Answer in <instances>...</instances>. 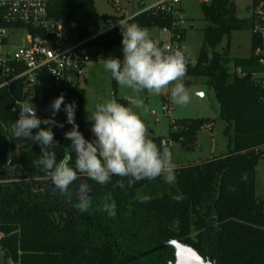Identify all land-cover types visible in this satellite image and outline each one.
I'll use <instances>...</instances> for the list:
<instances>
[{
  "label": "trees",
  "instance_id": "16d2710c",
  "mask_svg": "<svg viewBox=\"0 0 264 264\" xmlns=\"http://www.w3.org/2000/svg\"><path fill=\"white\" fill-rule=\"evenodd\" d=\"M262 0H253L252 6ZM208 26L194 67L185 77L205 79L220 105L219 119L226 123L228 152L176 169V182L162 177L141 180L129 186V178L113 177L107 185L89 180L96 194L87 213L73 209L68 198L54 190L49 178L34 161L40 158L38 144L14 134L16 102H40L50 115V104L60 94L65 103L77 105L75 120L86 139V94L83 89L58 88L44 75L41 99L31 97L22 82L0 90V249L11 264H175V250L168 243H181L216 264H264V206L255 194L256 167L264 156V91L257 75L264 72L263 56L256 51L263 42L253 33V17L240 19L231 0L203 2ZM49 16L66 24L76 23L81 39L94 36L109 21L125 17L99 14L95 0H51ZM128 23L178 34L176 19L160 6L133 15ZM250 31L251 56L232 60L227 49L219 51L233 32ZM160 45L164 43L159 41ZM103 60L121 55V29L114 28L90 43ZM211 54L212 59L209 60ZM233 64V71L230 65ZM123 104L126 105L124 102ZM64 105L61 106L63 109ZM64 123L54 127L62 158L70 141L64 132L61 110L55 117ZM208 120L171 123L170 139L188 149L197 145V134ZM42 127H46L42 125ZM35 133V130H33ZM162 146V139H153ZM30 145V147H29ZM74 160V154H73ZM246 174V179L242 178ZM79 181L77 182V184ZM73 187H76L74 184ZM106 194L116 201L117 214L98 210ZM151 197L145 200V197ZM179 196L182 199H173Z\"/></svg>",
  "mask_w": 264,
  "mask_h": 264
},
{
  "label": "clouds",
  "instance_id": "9594fccd",
  "mask_svg": "<svg viewBox=\"0 0 264 264\" xmlns=\"http://www.w3.org/2000/svg\"><path fill=\"white\" fill-rule=\"evenodd\" d=\"M119 25L121 55L106 58L104 69L110 72L118 85L129 90L130 94L124 97L127 105L116 99L97 103L87 116L91 123V139L85 138L76 123V103H65L63 93L51 102L47 118L37 116V108L32 101L24 102L19 106V118L14 125L17 138L40 146V158L34 161L35 165L45 172L53 189L67 197L73 209L80 213H87L92 208L93 187L89 180L107 185L113 177H120L122 188L123 178H129V186L158 177L168 184L176 182V164L172 153L149 138V129L138 110L146 111L145 92L161 94L169 88L174 104L186 105L190 102L191 96L184 79L192 59L191 50L187 46H161L147 28L136 23L121 21ZM12 110L16 111L15 108ZM61 110L66 113V123L72 127L63 134L64 139L71 143L64 147L62 158L58 159L56 151L52 150L59 146L53 128L64 127V123L55 119ZM242 178L246 179V174ZM74 184L76 187H73ZM149 199L151 197H145V200ZM173 199L182 197L175 196ZM98 210L109 217L117 214L116 201L111 194L105 195Z\"/></svg>",
  "mask_w": 264,
  "mask_h": 264
},
{
  "label": "rangeland",
  "instance_id": "374dc122",
  "mask_svg": "<svg viewBox=\"0 0 264 264\" xmlns=\"http://www.w3.org/2000/svg\"><path fill=\"white\" fill-rule=\"evenodd\" d=\"M115 5L112 0H95V7L99 14L116 15L125 13V18H131L141 11L152 8L159 0H118ZM210 0L204 2L209 3ZM236 5V15L240 19L248 18L251 15L252 0H231ZM203 0H183L177 9L180 11L182 19L185 20L183 30H185L184 41L181 48L187 46L192 53L191 66L196 65L200 50L204 41V30L208 26L202 12ZM119 6L122 9H119ZM153 39L163 42H171V34L158 28H147ZM26 34L19 32L14 38L17 45H21V39ZM251 32H233L230 38H224L219 46V51L227 49L232 60L248 59L251 56ZM233 64L230 71H233ZM184 83L190 93L191 100L186 105H176L172 102L170 88L161 94L144 93L145 109L141 111V118L149 129L150 139H162L169 142L164 149L170 151L173 156L176 169L188 164H196L214 156H220L228 152V136L225 134L226 123L219 119L220 105L215 97L212 88L206 84L205 79L185 77ZM86 94L85 125L90 131L91 123L87 120L88 112L94 110L97 103H102L105 99H116L120 103H126L125 96L129 95V90L121 87L111 77L110 72L104 69V60L97 56L89 65L87 81L81 87ZM41 99V93L37 91ZM165 98H170L173 110L163 112V108L169 103H165ZM37 110H41L40 102L33 103ZM20 110V109H19ZM153 113L155 115H153ZM208 120L213 122L212 131L201 130L197 134V145L193 149H188L180 143H170L171 120ZM91 132V131H90ZM256 197L262 201L264 206V156L256 167L255 182ZM1 238V234H0ZM0 264H11L5 259L4 253L0 249Z\"/></svg>",
  "mask_w": 264,
  "mask_h": 264
},
{
  "label": "built area",
  "instance_id": "2783aa9c",
  "mask_svg": "<svg viewBox=\"0 0 264 264\" xmlns=\"http://www.w3.org/2000/svg\"><path fill=\"white\" fill-rule=\"evenodd\" d=\"M112 1L115 5L119 4L118 0ZM182 1L159 0L153 7L160 6L167 10L176 19V28L182 30L185 20L177 9ZM50 2L51 0H0V90L22 82L31 97L40 99L37 91L42 96L44 75L51 77L58 88L82 89L83 83L87 81L89 65L98 56L90 43L114 28L121 29V21L128 22L130 19L124 18L117 23L109 21L91 38L81 39L76 23L66 24L49 16ZM251 9L253 33L263 42V46L255 54L263 56L261 64L264 66V0ZM164 31L171 34V42L166 43L167 45L181 47L178 34L166 29ZM19 32L26 34L21 39V45L14 41ZM257 78L264 91V72L257 75ZM165 103L169 105L164 106L163 112L173 110L170 98H165ZM21 104L23 103L16 102L13 106L16 111L12 110L18 118ZM173 121L174 119L171 123ZM212 127L213 124H207L202 130L212 131ZM168 143L163 141L162 147H166Z\"/></svg>",
  "mask_w": 264,
  "mask_h": 264
},
{
  "label": "water",
  "instance_id": "95a60500",
  "mask_svg": "<svg viewBox=\"0 0 264 264\" xmlns=\"http://www.w3.org/2000/svg\"><path fill=\"white\" fill-rule=\"evenodd\" d=\"M1 25V20H0ZM47 114L46 110H37V116L43 118ZM96 194V191L93 189L92 196ZM166 247H171L175 250V264H216L215 262L205 261L200 254L194 249L184 246L181 243H168Z\"/></svg>",
  "mask_w": 264,
  "mask_h": 264
},
{
  "label": "crops",
  "instance_id": "0c3cea01",
  "mask_svg": "<svg viewBox=\"0 0 264 264\" xmlns=\"http://www.w3.org/2000/svg\"><path fill=\"white\" fill-rule=\"evenodd\" d=\"M252 4H253V0H252ZM252 4H251V8H252ZM119 9H122V8L119 6ZM250 10H252V9H250ZM124 14H125V13L122 12L120 15H121V16H124ZM251 15H252V13H251ZM251 15H250V17H251ZM124 17H125V16H124ZM248 18H249V17H248ZM212 124H213V123H212Z\"/></svg>",
  "mask_w": 264,
  "mask_h": 264
}]
</instances>
